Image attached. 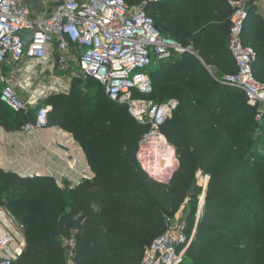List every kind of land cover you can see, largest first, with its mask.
I'll return each instance as SVG.
<instances>
[{
  "label": "trees",
  "instance_id": "trees-1",
  "mask_svg": "<svg viewBox=\"0 0 264 264\" xmlns=\"http://www.w3.org/2000/svg\"><path fill=\"white\" fill-rule=\"evenodd\" d=\"M251 4L246 45L247 24L257 15ZM146 10L164 35L196 51L157 62L150 73L154 88L148 97L180 100L162 128L176 149L177 170L169 182H159L142 169L138 143L149 127L127 105L110 100L96 80L87 81L97 82L105 98L86 111L69 113L71 93L50 96L51 124L76 135L94 178L63 189L49 175L22 176L0 167V205L26 225V245L13 264H68L70 252L74 264H140L145 248L165 231L166 218L202 193L198 186L189 194L201 172L211 178L181 264H264V145L251 135L254 124L264 135V124L255 121L243 92L218 81L237 71L228 46L229 0L149 1ZM253 70L264 81V35ZM7 110L14 112L0 102L4 126L21 129L28 121L24 112H14V122L2 118ZM79 213L82 226L73 231L71 221Z\"/></svg>",
  "mask_w": 264,
  "mask_h": 264
},
{
  "label": "built area",
  "instance_id": "built-area-1",
  "mask_svg": "<svg viewBox=\"0 0 264 264\" xmlns=\"http://www.w3.org/2000/svg\"><path fill=\"white\" fill-rule=\"evenodd\" d=\"M149 1L129 4L126 0H44L43 7L35 9L26 0H0V102L14 112L30 114L21 128L24 133L53 130L64 142H74L70 132V137L65 136L62 129L51 124L53 105L47 99L56 93H69L75 81L94 79L110 100L127 105L134 119L149 127L138 143L137 160L151 178L169 182L179 159L162 128L173 117L179 101L170 98L156 102L148 98L154 85L147 68L152 55L157 62H163L194 51L191 45H182L156 27L146 10ZM251 3L252 0H229L232 15L228 46L237 71L218 81L243 92L255 109V121L264 124V81L253 70L256 51L243 40ZM20 31L32 33L27 44L22 43ZM163 141L174 147L173 159L162 154ZM66 157V169L59 176L49 175L63 189L70 172L79 165L76 155L68 151ZM86 168L92 172L89 165ZM91 172L81 170L80 179L68 186L74 188L93 180ZM35 175L38 174L30 172L26 176ZM210 178L204 172L196 178L203 203ZM196 228L197 225L190 228L178 212L167 217L165 231L145 248L140 264H180ZM24 240L0 209V264H13V259L23 252ZM67 243L73 247L72 241ZM68 264H74L73 252Z\"/></svg>",
  "mask_w": 264,
  "mask_h": 264
},
{
  "label": "crops",
  "instance_id": "crops-1",
  "mask_svg": "<svg viewBox=\"0 0 264 264\" xmlns=\"http://www.w3.org/2000/svg\"><path fill=\"white\" fill-rule=\"evenodd\" d=\"M39 1L42 5L44 0ZM255 5L257 12L262 14L258 9L259 4ZM201 61L203 62L202 59ZM56 127L59 128V125ZM21 130L6 131L0 126V164L2 162L6 163V165H2L3 168L13 170L22 176H26L30 172L40 175L54 174L59 176L67 167L66 152L69 151L78 157L79 165L76 171L70 172V180H66V185L74 184L75 181L79 180L81 170L91 172L86 168V165H89L86 155L76 141L73 142L68 139L67 142H64L61 137L52 133L51 130H45L35 135L26 134ZM62 132L65 136L68 135L70 137L69 132L64 130ZM26 137H29V139ZM33 137L40 138L38 140ZM15 148L18 149L14 152ZM2 166L0 165V167ZM0 256L3 257L2 254ZM15 260L13 259V262Z\"/></svg>",
  "mask_w": 264,
  "mask_h": 264
},
{
  "label": "rangeland",
  "instance_id": "rangeland-1",
  "mask_svg": "<svg viewBox=\"0 0 264 264\" xmlns=\"http://www.w3.org/2000/svg\"><path fill=\"white\" fill-rule=\"evenodd\" d=\"M253 2L255 4H257V3L259 4L258 9L260 12H262V14H259L257 12L256 13L257 15H253L250 22L247 24V31L249 33L246 35V40H247L246 42H247L248 46L252 47L255 51H258V49H260V42L263 39V35H264V0H256V1L253 0ZM26 4L32 8H35V9H40V7H41V2L39 0H26ZM230 24H231V21H230ZM248 27L251 29H249ZM193 51H194L193 54H196L195 53L196 51L194 49H193ZM150 59H151V62H150V65L148 66L147 70L153 76V72L156 70V67L158 65H157V61H156L155 56L152 55ZM176 60L180 61V57H176ZM179 61H177L176 67L179 64ZM205 66L208 70V73L212 74L210 67H208L207 65H205ZM73 87H74V84L71 86V90L68 93L69 95H70V93L72 95V99L69 103V113H70L71 109L75 110L76 112L80 109L86 111L88 108H93V106L96 104L98 99L99 100L102 99V101H103V99L105 98L104 93H103V89L100 87V85L97 82H95L93 80L77 81L75 83V87L74 88ZM59 94H63V93H56V95H59ZM148 98L152 99L151 97H148ZM48 99H49V97H48ZM152 100H154L156 102H164L165 101V100L159 101L157 99H152ZM176 100H178L179 104H180V100L179 99H176ZM54 103H50L53 105V109L55 108ZM116 105L118 107L122 106V104H116ZM5 117H7V119L11 120V122H14V120H16V114L14 112H10L9 110L4 112L2 118H5ZM65 120H66V117H65ZM84 123H86V121H84ZM66 124L68 126H70V124H71L70 118L66 121ZM0 126L6 131L12 130L10 127L4 126L2 121H0ZM253 127L254 128H253V131L251 133L253 140H255L257 143L264 145V135L259 130L260 127L258 125H255V124L253 125ZM59 128L64 130V131H67L62 126L61 127L59 126ZM18 129L15 128L13 130H17V131L21 130V129L20 130H18ZM51 132L54 133L53 130H51ZM70 133L72 134L76 143H78L80 145V143L77 141L76 135L73 132H70ZM33 135H35V134H33ZM26 138L29 139V137H26ZM33 138H36L39 140L40 137H33ZM17 149L18 148H15L13 151L15 152V151H17ZM0 165L4 166V165H6V163L2 162ZM3 166H2V168H3ZM3 169L5 171L14 172L13 170H9L7 168H3ZM39 175L40 174H38V176ZM40 176H43V175H40ZM204 203L201 201L200 195H199L196 199L186 200L183 203V205L181 206V208L179 209L178 213L181 215L182 219L187 221L190 228H194L195 225L198 224L200 216L202 214V209H203ZM0 209L6 213V215L8 216V220H10V219L13 220V223H14L13 227L16 229V231L20 232L24 236V238H26V235H25L26 234V225L24 224V222H22L20 219H18L16 217V215L12 211H10L6 206L0 205ZM198 214H199V216H198ZM18 240L19 239H17V241ZM184 260L185 259H183L181 261V263H183Z\"/></svg>",
  "mask_w": 264,
  "mask_h": 264
},
{
  "label": "water",
  "instance_id": "water-1",
  "mask_svg": "<svg viewBox=\"0 0 264 264\" xmlns=\"http://www.w3.org/2000/svg\"><path fill=\"white\" fill-rule=\"evenodd\" d=\"M253 7L252 4H249L247 7V10L250 11L251 8ZM156 27L158 29H161L160 26L157 24ZM18 35L21 38V41L23 44H27V42L29 40L32 39L33 35L30 32H25V31H20L18 32ZM199 186L198 184V180L196 179L195 181H193L190 189H189V194L193 195L195 193L196 188ZM68 212H71V208H68ZM82 221H83V213H79L78 215H76L73 220L71 221V229L73 231H78L81 226H82Z\"/></svg>",
  "mask_w": 264,
  "mask_h": 264
},
{
  "label": "bare ground",
  "instance_id": "bare-ground-1",
  "mask_svg": "<svg viewBox=\"0 0 264 264\" xmlns=\"http://www.w3.org/2000/svg\"><path fill=\"white\" fill-rule=\"evenodd\" d=\"M162 154L166 157L173 159L175 149L171 145H167L165 141L160 143ZM1 217L5 220V216L2 214Z\"/></svg>",
  "mask_w": 264,
  "mask_h": 264
}]
</instances>
